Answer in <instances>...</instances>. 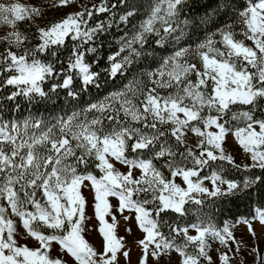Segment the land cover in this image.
<instances>
[{
  "label": "snow or ice",
  "instance_id": "snow-or-ice-1",
  "mask_svg": "<svg viewBox=\"0 0 264 264\" xmlns=\"http://www.w3.org/2000/svg\"><path fill=\"white\" fill-rule=\"evenodd\" d=\"M65 6L75 0H51L61 15L49 19L0 3V111L12 114L0 116V264H264V247L251 246L264 245V0ZM240 105L251 107L232 111ZM230 112L234 132L221 122ZM226 132L242 152L226 154ZM253 191L234 221L213 225L198 209V222H180L189 202ZM117 213L142 230L130 245L114 234ZM237 225L254 260L228 255L241 253ZM208 237L223 246L215 258Z\"/></svg>",
  "mask_w": 264,
  "mask_h": 264
},
{
  "label": "rangeland",
  "instance_id": "rangeland-1",
  "mask_svg": "<svg viewBox=\"0 0 264 264\" xmlns=\"http://www.w3.org/2000/svg\"><path fill=\"white\" fill-rule=\"evenodd\" d=\"M49 2H51V0H0V3H4V4H8V5H18V7L14 9V15H18L25 6L31 5V6H37V7L40 8L41 6L46 5ZM93 2H95V0H75V7L74 8H68V7L65 6V12H70V11H74V10H77V11L81 10L82 7H85L88 4H92ZM4 23H5V21L0 19V38L6 37L7 32H8V29L6 28V26H4ZM13 31H15V29H13ZM236 38L242 40L245 43L246 46L253 47L254 50H255V46L252 43V41L247 40L243 36L242 31L237 34ZM222 50H224V49L222 48ZM225 55H227L226 50H225ZM248 70L251 71V72H258V69H253V68H251V66H249ZM254 84H255V81H254ZM161 94L162 95L166 94V92L162 91ZM185 102L188 103V104L192 103V101L190 99H187ZM250 107L251 106H244V105H240L238 107L233 106L232 107V111L240 113V112H243V111H248L250 109ZM26 114L27 113H25L23 115H26ZM23 115H21V116H23ZM181 116H182V114H181ZM6 119H11V118H6ZM18 119H19V117H18ZM225 120H227L229 122V125L231 127V131L234 132L235 126H237V121L231 120V112L228 114L227 117L224 118V120H221V122L223 123V122H225ZM197 126H199V125H197ZM239 126H244L242 120L239 122ZM254 127H256V130L258 131V126H254ZM209 130H212V129L210 128ZM181 131L185 133V136H189V137L193 138V140L197 136V134L194 133V132H191L190 129H187V130L181 129ZM225 135H226L227 139L229 141H231L232 144L234 145V148L229 149L226 152V154H233L234 151H237V150L240 151V152L243 151L242 148L239 147L238 141L235 140V136L234 135H229L228 132H226ZM195 142L198 143V140H196ZM186 144H188L190 146H193V147L195 146L193 144L192 140H186ZM222 147H224V142H222ZM261 147L264 148V146H261ZM237 159H239V158L237 157ZM117 166L119 167V169L121 171H123V169L125 167V166H122V165H117ZM205 183L207 184L209 182H205ZM190 203H192V202H189L188 204L185 205V209H186V211L191 209L193 217L190 218L188 221L187 220H180L181 223H185V222H187V223H190V222L191 223H195V222H198V220H197V210L199 209L202 213L206 214V216H207L206 218H207V221L209 223H211L213 225H217V226H222L219 222H217L216 220L213 219L212 215H210L208 211H206V210H204L202 208L191 206V205H189ZM5 204H6V202L0 201V206H4ZM195 206H197V205H195ZM86 211H87V209H86ZM8 212L10 213V209H8ZM91 215L94 217V207L91 210ZM105 218H106V220L111 222L110 217L106 216ZM16 219H18V218H16ZM20 227H22V225H20ZM98 227H99V225H98V222H97V234H98ZM236 227H237V231H235L234 235H235L236 240L240 241V243H241V253L239 255H237L235 253V251L229 250L228 255L233 260H236V261H243L245 259L254 260V258L249 255V252L251 250L250 246H248V245H246L244 243L245 241H247L249 239V235L245 232L244 227L239 226V225H237ZM126 229H130V231H131L130 235H126ZM257 231H259L258 228H257ZM141 232H142V230L139 229L138 225L125 224L124 221L120 220L119 214L117 213V224H116V227L114 229V234H116L117 236H124L126 241L128 242V244L130 245V244H132V235L140 236ZM189 234L190 235H194L195 234L194 230L190 229L189 230ZM86 239L91 241V240L94 239V237L92 236L91 233H89L88 235H86ZM179 239L180 238H178V240ZM207 239L210 242V247H211V250L213 252V257L215 258V256L217 255V253L215 252V248L219 247V248L223 249V246L219 245L218 241H212L210 237H208ZM27 243L29 244V246H31V244H32L31 238H29ZM137 243H138V241H137ZM251 246H255L258 249L264 247V245H261L260 242L257 239H252ZM235 248H236V245L233 244L232 245V249H235ZM137 250H133L130 253V255H131L133 260L136 259ZM189 251H191V247L189 248ZM168 257H171L173 260H176L178 258V253H176L173 250L172 252L168 253V256H165L163 258L165 260H167Z\"/></svg>",
  "mask_w": 264,
  "mask_h": 264
},
{
  "label": "trees",
  "instance_id": "trees-1",
  "mask_svg": "<svg viewBox=\"0 0 264 264\" xmlns=\"http://www.w3.org/2000/svg\"><path fill=\"white\" fill-rule=\"evenodd\" d=\"M101 0H95V2H93L92 4H88L85 7H92L93 4H95L96 6H99ZM141 2L143 3V0H141ZM246 0H241V3H245ZM253 2H256V0H253ZM42 9V12L44 15H46L49 19L53 18V17H59L61 15L60 12L54 11L51 7V2L47 3L46 5H43L40 7ZM63 11L65 12V7L63 9ZM94 15H96L94 13ZM100 19H104L105 17V13H99L98 14ZM26 27V25L21 24L20 25V29L23 30V28ZM237 34L241 32V29L239 28V26H237L236 28L233 29ZM111 31H117L115 28H113ZM106 35V34H105ZM105 36L102 35L101 39H104ZM66 41L70 40V36L65 38ZM105 47H107V45H105ZM131 79V77L129 78ZM125 83H128V81H125ZM116 84H119V80L116 81ZM132 88H135L136 85L135 84H131L129 85ZM110 90H116L115 88H112ZM31 110V109H28ZM23 106L20 110L21 115L27 113V111ZM41 111H44V109H41ZM0 116H4V118H12V114L10 112V109H5L4 111H0ZM216 163H226V162H219L217 161ZM240 196V198L237 200L233 197H229L227 199H220L217 200L214 205L212 206H201V205H197L194 203H190L189 205L194 206V207H198V208H202L206 211L209 212L210 215H212L213 219L216 220L217 222H219L221 225L223 224V222L225 220L228 221H234L235 218L243 216V215H247V213L249 212L251 206L253 205V203L256 201V192L253 191L251 194V199L248 197V195L246 194H238ZM186 215L182 218V220H189L190 218L193 217L192 215V211L191 209L186 211ZM165 219H168L167 217ZM192 221V220H191ZM191 223V222H190ZM163 231H167V229H163Z\"/></svg>",
  "mask_w": 264,
  "mask_h": 264
}]
</instances>
